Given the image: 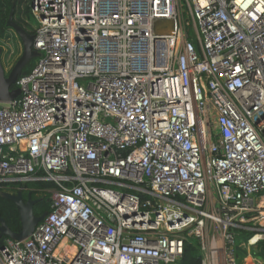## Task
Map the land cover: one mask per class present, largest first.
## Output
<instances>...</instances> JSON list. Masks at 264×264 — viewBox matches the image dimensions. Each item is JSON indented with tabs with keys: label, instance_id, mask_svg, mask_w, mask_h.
Here are the masks:
<instances>
[{
	"label": "built area",
	"instance_id": "1",
	"mask_svg": "<svg viewBox=\"0 0 264 264\" xmlns=\"http://www.w3.org/2000/svg\"><path fill=\"white\" fill-rule=\"evenodd\" d=\"M28 6L40 57L0 102V186L53 187L0 264H176L188 238L200 264L258 249L264 0Z\"/></svg>",
	"mask_w": 264,
	"mask_h": 264
},
{
	"label": "trees",
	"instance_id": "2",
	"mask_svg": "<svg viewBox=\"0 0 264 264\" xmlns=\"http://www.w3.org/2000/svg\"><path fill=\"white\" fill-rule=\"evenodd\" d=\"M11 9H13V21L19 27H21L28 35H31L33 37L35 35L36 25L30 15L28 0H0V50H1V54L3 52V42L8 40L9 38L16 39L20 43L14 31L11 28L6 26L7 18H8V15ZM21 51H22V48H21ZM17 59L16 60L14 59V61L7 60V62L4 63L1 58V64L4 69V72L7 67L11 69L14 63L17 61ZM36 62H37L36 58L30 60V62L21 71L19 78L28 74L34 68ZM9 71H7L5 75H7ZM5 185L0 186V217L4 220V222L6 223V225L11 231L19 232L21 230V226L19 223L16 207L11 201L6 200L5 198L1 196V194L5 191L4 188L7 187V185L6 186ZM8 186L13 187V188H22L23 189V195H22L23 201H26L28 193L31 194L32 199L39 200L38 203L35 204V206L33 207L34 215L39 216L43 213H48L50 211V208H49L50 194L46 192V190L52 188L53 184L47 183V182H32V183H24V184L17 183V184H11ZM4 239L5 238H0V246L2 245V242ZM196 247H197V244L193 238L186 239L184 243L183 255L176 264H200V258L197 255ZM260 247H262L264 250V241L259 243L258 249H256L258 253L255 252L254 255L260 254L259 252Z\"/></svg>",
	"mask_w": 264,
	"mask_h": 264
},
{
	"label": "water",
	"instance_id": "3",
	"mask_svg": "<svg viewBox=\"0 0 264 264\" xmlns=\"http://www.w3.org/2000/svg\"><path fill=\"white\" fill-rule=\"evenodd\" d=\"M170 23L166 21H158L155 26ZM6 26L11 28L18 37L21 44V55L14 63L9 73L5 75L4 69L1 64V50H0V102L6 103L16 99L20 95V91L15 87L17 79L21 71L32 59H38L40 53L34 50L33 42L34 37L28 35L21 27L13 21V9L9 12ZM171 26V25H170ZM23 189L18 190L16 193H3L1 196L6 200L11 201L17 210L18 219L21 226L19 232L11 231L4 220L0 217V238H7L11 240H23L30 236L38 223H40L47 215L43 213L39 216L33 214V207L39 200L32 199L31 194H27L26 201L22 198ZM259 252L264 256V250L260 247Z\"/></svg>",
	"mask_w": 264,
	"mask_h": 264
},
{
	"label": "rangeland",
	"instance_id": "4",
	"mask_svg": "<svg viewBox=\"0 0 264 264\" xmlns=\"http://www.w3.org/2000/svg\"><path fill=\"white\" fill-rule=\"evenodd\" d=\"M20 54H21V46H20V43L16 39H10L9 38L5 42H3V52L1 54V58H2L4 63H6L7 60H10V61H14V59L16 60L20 56ZM9 69L10 68L7 67L5 69V73L7 71H9ZM5 191L8 192V190H5ZM11 193L13 194V192H11ZM14 193H16V192H14ZM239 243L240 242L237 241V244H239ZM249 251H250L249 255H252L256 259V261L259 262V264H264V256L261 253L258 255H254V253L257 252L256 249H254V248L250 249ZM238 263L241 264L239 254H238Z\"/></svg>",
	"mask_w": 264,
	"mask_h": 264
},
{
	"label": "bare ground",
	"instance_id": "5",
	"mask_svg": "<svg viewBox=\"0 0 264 264\" xmlns=\"http://www.w3.org/2000/svg\"><path fill=\"white\" fill-rule=\"evenodd\" d=\"M238 254H239V258L241 260V264H257L248 258L247 254L244 250H240V252Z\"/></svg>",
	"mask_w": 264,
	"mask_h": 264
},
{
	"label": "flooded vegetation",
	"instance_id": "6",
	"mask_svg": "<svg viewBox=\"0 0 264 264\" xmlns=\"http://www.w3.org/2000/svg\"><path fill=\"white\" fill-rule=\"evenodd\" d=\"M15 184H17V183H15ZM11 185V184H10ZM6 186V185H5ZM5 190H8V192H6V191H4L3 193H11V192H17L18 190H20V189H22V188H13V187H10V186H8L7 185V187L6 188H4ZM2 193V194H3ZM1 194V195H2Z\"/></svg>",
	"mask_w": 264,
	"mask_h": 264
},
{
	"label": "crops",
	"instance_id": "7",
	"mask_svg": "<svg viewBox=\"0 0 264 264\" xmlns=\"http://www.w3.org/2000/svg\"><path fill=\"white\" fill-rule=\"evenodd\" d=\"M247 254V253H246ZM248 255V258L251 260V261H254L255 263L259 264V262L256 261V259L252 256V255Z\"/></svg>",
	"mask_w": 264,
	"mask_h": 264
}]
</instances>
